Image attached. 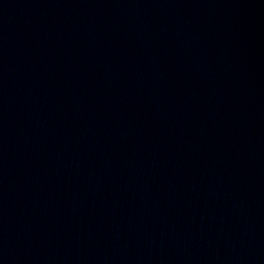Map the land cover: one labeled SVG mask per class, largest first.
I'll use <instances>...</instances> for the list:
<instances>
[{
  "label": "water",
  "instance_id": "water-1",
  "mask_svg": "<svg viewBox=\"0 0 264 264\" xmlns=\"http://www.w3.org/2000/svg\"><path fill=\"white\" fill-rule=\"evenodd\" d=\"M0 264H264V0H0Z\"/></svg>",
  "mask_w": 264,
  "mask_h": 264
}]
</instances>
